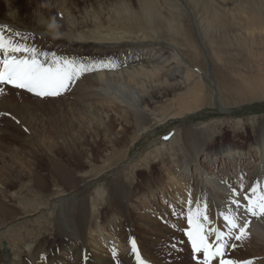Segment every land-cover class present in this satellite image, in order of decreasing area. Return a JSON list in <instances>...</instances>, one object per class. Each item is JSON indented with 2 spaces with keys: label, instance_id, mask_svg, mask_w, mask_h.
<instances>
[{
  "label": "rangeland",
  "instance_id": "1",
  "mask_svg": "<svg viewBox=\"0 0 264 264\" xmlns=\"http://www.w3.org/2000/svg\"><path fill=\"white\" fill-rule=\"evenodd\" d=\"M171 1L174 3L177 2L176 7L171 8L169 3H160L161 8L159 13L165 18L168 17L169 20L172 18L178 21L180 23V32L185 33L183 37H181V34L169 35L167 29H164L161 24L156 22L159 20L158 18L152 17L154 19L148 25L144 20H123L116 15L115 7L121 5L122 8H126L136 19H138L139 15H141L142 18L143 16L140 13L141 7L138 0H0V26H4L0 27V31H3L6 37H11L13 41L25 44L29 47L34 46L38 50V53H46L47 56L38 55V58L41 60L51 61L52 54L57 53V55H55L56 57L59 56V58L83 64L85 67L91 69L90 71L83 72L72 84H70L67 90L55 96H38L26 89L16 88L8 84L2 85V87L7 90L5 89L4 93L0 94V185L2 191L4 189L7 194L11 195L8 199H11V202L16 204L15 206H18V208L30 209L38 206V209L32 210L30 216L26 215L25 217L21 216L20 218L10 220L8 224H5V227L0 228V264H11L13 262L15 264H22V257H27L30 263L32 255H34L37 250L43 248V246L46 248H59L62 246L63 243L59 239L60 236L68 238L73 244H83L87 238L86 232L93 228L94 224H91L88 217L86 221L83 222V227H81L79 231H74L71 224L65 223V218L68 219L67 221H71L74 220L73 214L74 216L80 214V204L84 201L86 203L85 192H88V198L96 192L95 203L100 211L104 209V211L111 213V211H114L118 206L122 208V210L126 206V209L128 208L126 211L130 210L132 212H137V209L141 208L138 207L135 209L134 206H143V203L148 200V192L146 190L145 192L142 191L138 193L137 190L133 189L134 185H136L137 182L143 185L144 181L149 179L148 175H152L151 171L160 174L164 165L174 164L177 158H188L186 153L183 154L179 150L180 145L188 147L187 144L189 141L186 136L187 132L197 136V139L200 140L199 154L197 155L198 162L206 161L209 165L208 160L214 157L215 166L209 165V168L211 167L214 169V174H219L220 179L225 175V172L229 171L226 178L230 177V185L235 186L234 188H240L239 184L241 183L239 181L242 178L237 174L236 169H238L241 170L244 181L246 177L249 178L252 174V181H248L246 178L250 188L254 186L253 178L256 179L258 185L262 187V177L258 178L256 172L257 170H262V165L264 167V96L246 100L248 98L247 96H245L246 98L242 96L238 99L235 98L233 94H227L225 97L222 95L221 100L218 99V88L213 83L214 78H217L215 83L220 87L224 85V87L230 86L231 88H238V82L242 77L254 75L255 78V75L257 76L258 73H261V70L264 69V61H260V57L256 58L257 53L247 55L238 52V50L232 51L228 48V50L232 52L230 55L237 56L234 61L235 64H225V67L218 64H213L211 66V63H216L207 45V40L211 36L209 25L212 23V19L207 20V12L211 11L205 10L201 5L199 6L197 2L190 1L192 3L189 2L188 4L186 0ZM216 1L217 0H214V3H212L213 5L211 4L216 11L215 13L224 16L227 21L230 20L231 17L223 13L222 9L234 8L239 5V2H235L236 5L233 6L230 0H226V4L220 8ZM177 8V12L173 10H177ZM254 9L259 11L260 7L257 5ZM168 12L170 13V17L167 16ZM173 14L175 19L173 18ZM235 15H238V13L236 12ZM201 21L204 23L202 24ZM97 25L103 29V32L97 31L99 37L102 39L101 41L94 40L93 37L88 36V33L93 31L92 29L96 30L95 26ZM255 25L257 27L259 22ZM72 26L78 28V31H81V35L85 34V36H83L84 38L77 35ZM68 30L71 31L68 32ZM16 33H19V35H16ZM132 37H136L137 39H132ZM170 38L171 40H169ZM229 38L233 39L231 35L224 39ZM86 40H88V42ZM190 41L201 52L200 58H197V60L193 59L192 53H187V51H185V45ZM171 43H175L174 45H176V47H173L174 45L170 47L169 44ZM219 43L220 42L214 43V46L218 48ZM149 51L152 53L153 51L155 53L163 51L164 55H172L173 59L174 56L177 57L180 53L177 58H182L183 56V60L187 64H192L191 62H193L199 65L200 62L198 61H201L203 66H205L204 68L207 70V76L203 77L204 85H206L207 88L202 92V95L205 97L203 99L205 103L202 106H196L197 102L194 101V109L192 111H187L185 109L186 107H182L181 105L178 106L176 102H171L173 106L165 102L167 109L162 106L159 111L163 119L155 121V124H151V127L144 130L145 132H137L138 130L135 124L132 123V119H134L133 115H131V117L127 116V119L124 121L115 120L114 126L118 132L120 131L118 129L120 126L127 128V136L129 137L127 143L124 145L125 148L127 147L126 156L124 159L109 166L104 172H100V164L104 159L101 158V156L105 155V157H107L108 154L106 152H108L109 143H105L104 145H102V143L101 146L96 144V140L98 138L102 139V137L99 136L95 139L98 135L96 123L98 124L99 122H97L98 119L95 120L94 118L100 115L99 111L102 112V117L104 118L110 117L116 119L117 116L114 114L109 104H100L96 98L90 96L89 98L83 97V99H81L83 105H85L83 108L78 109V107H74L72 110H68V108L72 106H67L66 104L73 100L72 96L78 95L77 86L84 87V84L90 80V74L92 75L95 72L108 71L113 73H124L121 80L126 81L128 86H133L136 89L142 88L143 86L139 82L141 77H138L136 81H131L126 71L130 68L146 65L147 63L156 64V57L149 55ZM220 52H222L221 49ZM14 55L20 56L30 54L14 53ZM145 58H149L151 61ZM169 59L173 61L172 58ZM259 63H261V65ZM194 70L200 71L197 68ZM236 70L240 73H236ZM85 77L86 79H83ZM210 81H212V84ZM209 89L214 91L211 92ZM183 90V88H180L174 93L182 92ZM227 92L229 91L226 90V93ZM9 93H23L25 96L21 95V97L17 99V106L12 107L11 102L1 101V99ZM174 93L159 98L161 99V104L164 103L162 100L164 101L166 98L167 100L170 98L172 99ZM224 98L227 99V101H225ZM187 100H189V102L191 101L190 99ZM17 111L20 112V115H17ZM58 111H65V113L63 116H59ZM91 112H94V114H90ZM71 113L75 115L73 118L70 117ZM90 116H92L95 126H93ZM147 117L151 119L152 115H147ZM85 122L92 123L93 126L89 135L88 129L84 124ZM66 125H69L68 128L70 130L72 129L74 132V138L78 140L77 144L79 145L68 141L67 145L65 144L63 147L61 138L55 140L57 136L55 133L57 130L56 127L61 130H66ZM34 126L37 127L38 131H34ZM35 132L37 133L34 136ZM175 132L176 134H173ZM119 136H121V134H119ZM132 136H134L133 143H131L130 139ZM136 138L138 139L135 140ZM47 140L53 145L54 151L52 157H48L42 147V141L48 142ZM179 141L184 143L180 144ZM258 146L261 149H259ZM228 147L232 149L235 148L241 152L240 159L236 158L237 162L234 161L233 164H231V161H233L232 158L234 157L226 156ZM209 149L212 150L209 151ZM203 150L205 152L209 151L208 158H205L207 154L203 152ZM67 151H70L71 154L67 153ZM142 158L147 159L149 163L153 165V168L147 164L143 165L141 163L142 166L135 167L133 171H130L129 177H127L126 173H128V169L124 172L125 165L135 161L142 162ZM54 161H58L61 166L64 165L67 167L68 173L72 174L74 183L77 184L75 188H72V184L64 180V176L58 180L54 178L51 173V169L53 168L52 163ZM230 166L233 167L230 168ZM187 171V179L195 182L194 174H196L197 181L201 182L203 172L201 173L196 162H190ZM118 174H121L117 177L121 179L120 181L125 183V186L120 188L118 196L116 197L111 193L112 190L109 187L111 182L109 181H113V179L118 180L116 179V175ZM87 175H91L92 179H88ZM37 176H40V178L46 181L47 187L45 190L40 191L37 189L35 185ZM58 184L63 185L68 188V190H63V193L55 195L56 192L54 190ZM182 189L186 188L180 185L179 190L182 191ZM124 190H126V193H124ZM194 190H196V187ZM243 191H245V188H243ZM137 193L138 195L136 196ZM155 194H158V192ZM190 194L191 191L189 189L187 197H189ZM260 194H264V189L259 192L258 196ZM174 196L175 188L171 190L169 198L171 202H174L173 204L176 207V214L178 215L177 223L179 225H170L168 227L172 229L176 228V230L179 229L181 231L184 230L181 238H183V242H185L183 245L185 246L186 252H182L180 249L181 246L177 244L180 240L174 239L173 243H169L170 256L176 260L189 261L193 264H203L204 256L201 254L202 252H193L192 244L186 235V231L190 227L188 224V214L191 211L189 206L192 205L193 197L189 202L185 203L182 196L181 200H177ZM246 196H250L249 190L246 191ZM114 197L115 200L113 203H115L113 207L115 208L111 210L108 204H112L111 200ZM126 197H129V202L125 201ZM71 200L73 202L72 207H74V211L71 207ZM148 204H150V201L147 205ZM178 208L180 209L177 211ZM198 209L202 210L205 214L206 211L203 207H199ZM37 210L39 213H35ZM90 211L91 207L88 206V213H90ZM132 214H134V217H137V213ZM158 216H160V219L162 214H158ZM127 217L130 218L131 216L127 215L126 218ZM207 217V221H201L204 224L207 239L210 243L215 242L217 230L223 235V242L225 243L224 251L226 250L225 259L227 258L234 261H236L237 258L241 259V261L251 260L252 264L259 261L257 257L261 255L254 254L251 251H242L238 245L236 246V244H233V241H230L232 238H235V234L238 232H232L233 234L229 235L228 229L226 232L225 230L223 231V229L220 228L222 226L219 227L216 221L211 220L209 216ZM252 217L257 220L263 216ZM183 220L184 224L181 223ZM120 222L124 223L121 227L123 235L130 236V230L133 236L136 237L135 228H132V223H126V220H123V218ZM212 222L215 223L212 224ZM38 223L43 225L42 230L33 238L31 236L36 234L35 231ZM182 225L183 227H181ZM29 227L35 228V231L31 232L32 229L29 230ZM12 228L20 232H13ZM24 230L30 232L29 236L27 235L28 237L24 236V243L26 241V244L16 245L17 247L14 246V244L11 243L12 238H14L16 234L25 233ZM161 231H164V229H161L160 232ZM105 233L109 232L105 231ZM79 239L80 241H78ZM87 241H90V239ZM174 243L176 245H174ZM233 245H235L236 248L233 247ZM235 249H237V251H235ZM137 250L141 258L142 250L139 244ZM129 251L128 253H132V257H134L135 260L130 261V264H136V254L132 252V247ZM110 257L113 258L115 264L129 263V259L125 261L117 257V255L113 257V252H111ZM244 257L247 258L245 259Z\"/></svg>",
  "mask_w": 264,
  "mask_h": 264
},
{
  "label": "bare ground",
  "instance_id": "2",
  "mask_svg": "<svg viewBox=\"0 0 264 264\" xmlns=\"http://www.w3.org/2000/svg\"><path fill=\"white\" fill-rule=\"evenodd\" d=\"M138 1L141 7L140 13L143 16L142 18L141 15H139L138 19H136L133 15H131V13L127 11L126 8H122L121 5L115 7L116 15L123 20H131V19L138 21L144 20V22H147L148 25L150 24L151 21H153L154 18H158L160 21L158 20L156 22L158 24H161V26L164 29H167V33L169 35L173 36V35L181 34V37L185 35V33L180 32L181 31L180 23L178 21H175L172 18H170L171 20H169L168 17L165 18L159 13L161 8L160 3L162 4L169 3L172 8V7H176L177 2L174 3L171 0H138ZM186 1L188 2V4L190 1L197 2L199 6L201 5L205 10L211 11V12H207L208 13L207 20L212 19V23L209 25L211 36L207 40V45L209 46V50H211L212 52V56L214 57V60H216V63H211V66L213 64H218L221 65L222 67H225L226 66L225 64H230V63L235 64L234 61L236 60L237 56L230 55L232 52H230L228 48L232 51L238 50V52H242L247 55L251 53H257L256 58L260 57V61L261 60L262 62L264 61V3H263L264 0L263 2L262 0H230L233 6L236 5L235 2L237 3L239 2L238 3L239 5H237L234 8L232 7L229 9L227 8L222 9L223 13H226L231 17L230 20L228 21L225 20L224 16L215 13L216 11L212 6L214 0H186ZM216 3L221 8L223 7V5L226 4V0H217ZM217 4H216V8H217ZM257 5L260 7L259 11H256L254 9ZM173 10L177 12L178 8L177 10L176 9ZM236 12L238 13L239 16L235 15ZM167 16L170 17L169 12ZM173 18H174V14H173ZM257 22H259V25H257L256 27L255 24ZM59 23L61 24L60 20ZM203 23L204 22H202V24ZM95 27L96 30L92 29L93 31L89 32L88 36L93 37L94 40L101 41L102 39L99 37L98 32H103V29L99 25ZM211 27L214 28L215 30L212 29ZM72 28H74V26H72ZM69 31L71 30H68V32ZM74 32L82 38H84L83 36H85V34L83 35L80 34L81 31L79 32L78 28H74ZM230 35L232 36L233 39L230 38L224 39V38H228ZM132 39H137V38L132 37ZM169 40H171V38ZM86 41L88 42V40ZM216 42H220L218 48L214 46V43ZM190 43L192 42L190 41L188 44L185 45L186 46L185 51H187V53H192L193 59L197 60V58H200L201 52L197 49L196 46L193 45V43L192 44ZM174 44L171 43L169 44V46L172 47V45ZM173 47H176V45H174ZM220 49L222 50V52L224 51L225 52L224 53L220 52ZM163 51L159 53H155L154 51L152 53L149 51L150 52L149 55L156 57L157 59L156 64H152V63L151 64L147 63L146 65L141 64L143 67L137 66L134 68H130L128 71H126V74L129 76L131 81L134 80L136 81L138 77H141L139 82L142 84L143 86L142 88L136 89L133 86H128L127 85L128 83H126V81L121 80L124 73L121 72L113 73L108 71L106 72L100 71L97 73L95 72L92 75L90 74V80L89 82H86L84 84V87L77 86L78 95L72 96L73 100H71L70 103L66 104L67 106L69 105L72 106L71 108H68V110H72L74 107H78V109H80L85 107L81 99H83V97L89 98L90 96L96 98V100L100 104H105V105L109 104L110 108L117 116L116 119L110 117L104 118L102 117V112L100 111H99L100 113L99 116L92 115L95 116L96 118L94 119L95 120L98 119L97 122L100 123V124L96 123V129H98V135L95 139H97L99 136L102 137V139L98 138L96 140V144L98 146L99 145L101 146L102 143H103L102 145H104L105 143H109V149L108 152H106L108 154L107 157H105V155L101 156V158L104 159L103 162H101L100 164V168H99L100 172H104L106 169H108L109 166L115 164L121 159H124L126 156L127 147L125 148L124 145L125 143H127L129 137L127 136V128L124 126H120L118 128L120 131L118 132L114 126L116 121L118 120L124 121L125 119H127L126 118L127 116L131 117V115H133L134 119H132V123L135 124L138 130L137 132H141L147 129L148 127H151L152 126L151 124H155L154 123L155 121L158 120L160 121L163 119L159 111L161 110L162 106L167 109L166 103L168 105L173 106L172 104L176 102L178 106L181 105L182 107H186L185 109L187 111H192L194 109L193 107L194 101L197 102L196 106H200V105L202 106L205 103L203 101L205 97L202 95V92L204 91V89L207 88L206 85H204V80H203V77L207 76V70L206 68H204L205 66H203V63L201 61H198L200 62L199 65L193 62H191L192 64H187L184 62L183 56L182 58H177L180 53L178 54L177 57L174 56L173 59L172 55L166 56L163 54ZM55 55H57V53ZM169 58H172L173 61H170ZM146 60H150V59L147 58ZM261 63L259 64L261 65ZM194 67H196L200 71H195L194 69L196 68ZM236 73H240V72L236 70ZM86 77L83 79H86ZM216 79L214 78L213 84H215L218 88V92H217V94H219L218 99H221L222 95H224L223 97H225V95L227 94H233V96L238 99L241 98L242 96L243 97L247 96L248 98L246 100H250L259 96L262 97L264 96V69H262L261 73H258L257 76L255 75V78L254 75L250 77L249 76L242 77V79L238 82L239 84L238 88H231L230 86L224 87V85L220 87L219 85H217V83H215ZM210 83L212 84V81H210ZM180 88H183L184 90L182 92L174 93L175 91H177V89ZM226 90L229 92L226 93ZM213 91L214 90H211V92ZM170 93H174V97L172 99L170 98L167 100L166 98L164 101L162 100V102L164 103L161 104L160 102L161 99L159 98L166 97ZM21 95L25 96L23 93L21 94L9 93L8 95H5L1 99V101L11 102L12 107H15L17 106V99L20 98ZM187 99H190L191 101L189 102V100ZM225 101H227V99H225ZM64 113L65 111H58L59 116H63ZM90 114H94V112H91ZM17 115H20L19 111H17ZM147 115H152V118L149 119ZM73 116H75L74 113H71L70 117L73 118ZM92 116H90L91 122H93ZM84 124L88 129V135H89L91 132V128H93L95 124L94 122H93V126L92 123L89 122H85ZM36 126H34V131H38ZM66 126H67L66 130H61L58 127H56L57 130L55 129L56 130L55 133L57 135L55 140L61 138L63 147L65 144L67 145L68 141L72 142L73 144L78 143V140L74 138L75 134L72 131V129L70 130L68 128L69 125ZM36 133L37 132L34 133V136L36 135ZM119 134H121V136H119ZM173 134H176V132ZM186 136H187V140L189 141L187 144L188 147H183L180 145L179 150L183 154L186 153L188 158L187 157L177 158L174 164L164 165L162 167L163 170L160 174L156 173L155 171H151L152 175H148L149 179L144 181L143 185H141V183L138 182L136 185H134L133 189L137 190L138 193L142 191L145 192L146 190L148 192L147 195L148 200H146L143 203V206L134 204L135 209H137L138 207H140L141 209H137L138 210L137 212L135 211L132 212L130 210L126 211L128 208L126 209L125 205L123 210L119 206L115 208L113 207L115 203V202L113 203V201L115 200L114 197L111 200L112 204L108 202L110 203L108 204V206L111 207V210L113 208H115V210L111 211V213H109L108 211H104V209L100 211L95 203V197L97 195L96 192H94L95 194H93L90 198L87 197L88 192H85L86 203L84 201L80 204L81 207L80 214L76 216H74L73 214L74 220L71 221H67L68 219L65 218V223L71 224L74 231L76 230L79 231V229L84 225L83 222H85L86 219L89 217L91 224H94V226L88 232H86V237H87L86 241H84L83 244H79V243L73 244L71 241H69L68 238L60 236L59 239L63 243L62 246H60L59 248H55V247L46 248L45 246H43V248L37 250L35 254L32 255L30 263L27 257L24 258L22 257L23 259V260L21 259L22 264H115L113 258L110 257L111 252L113 251H115L117 257H120V259L122 260L126 261L129 259L128 264H130V261H135L134 257H132V253H128L130 252L129 249L132 247L130 243V241L132 240L136 242V246H138V244L140 245L142 250L141 259L145 262V264H193L189 261L186 262L184 260H176L172 258L170 256L171 254L169 253V243H173L174 239L178 241L180 240L177 244L181 246L180 249L182 252H186L185 246L183 245L185 242H183L184 240L183 238H181L182 232L184 230L181 231L179 229L176 230V228L172 229L168 227L170 225L173 226L179 225L177 223L178 215L176 214V207L173 204L174 202H171V199L169 198L171 190H174L175 188L174 197H176L177 200L178 199L181 200V196H182V199L185 200L184 201L185 203L189 202L190 199L193 197V202L191 203L192 205L189 206V209L192 212H195L199 207H203L208 215L206 214V212L205 214L209 216L211 220L217 221L218 222L217 225H219V227L224 226V224H222L223 222L222 218L225 216H229L230 214L235 216L237 218V223L240 224V222L238 221L240 216L235 215V211H237V209L240 207L239 204L245 205V203L242 201L240 195V191L243 188L241 184H239L240 188L238 187L234 188L235 186L230 185L229 182L230 177L226 178L229 171L225 172V175H223L222 179H220L219 174L217 173L214 174V169H212L211 167L209 168V165L215 166V161L213 159L214 157H211L209 160L207 159L209 161V165L208 163H206V161L198 162L197 155L199 154L198 150H199L200 140L197 139V136L191 135L190 132H187ZM130 139H131V143H133L134 136H132ZM137 139L138 138H136L135 140ZM179 143L183 144L184 142L179 141ZM42 147L44 148V151L47 153V156L52 157L54 151L52 143L50 141L48 142L42 141ZM235 148L233 149L231 147L227 148L226 156L228 155L230 157H234L232 158L233 161H231L232 162L231 164H233L234 161L237 162L236 160L238 158L240 159L241 152H239ZM259 149L261 148L259 147ZM210 150L212 149H209V151ZM209 151L205 152L203 150V152L207 154L205 158H208ZM67 153L71 154L70 151H67ZM193 161L196 162V165L199 168V170H201V173L203 172L201 182L197 181L196 174H194L195 182H193L190 179H187L186 177V175H188L187 167L189 166V163ZM141 163L143 165L147 164L148 166L153 168V165H151V163H149L147 159L142 158V162L135 161L125 165L124 172H126L128 169L127 171L128 173H126V176L129 177L130 171H133L135 167L142 166ZM52 164H53V168L51 169V173L53 174L54 178L58 180L61 179L62 176H64V180L67 183L72 184V188H75L77 184L74 183V177L72 176V174L68 173L67 167H65L64 165L61 166L58 161H54ZM231 167L233 166H230V168ZM261 168L262 170H257L256 174L258 178L262 177L261 180L262 187L258 185V181L253 178L254 181L253 185L257 189L256 193L253 194L251 191V189L254 186L252 188L248 186L246 190V191L248 190L250 191V196L248 197H251L253 200H255L259 192H261L262 189H264L263 165ZM120 175L121 174L116 175V179L118 180L113 179V181H109L111 182L109 185L110 189L112 190L111 193L116 197L118 196L120 188L125 186L124 185L125 183H123V181H120L121 179L117 177ZM251 176L252 174L250 175L249 178L246 177L248 181L252 179ZM87 178L92 179V176L87 175ZM45 182L46 181L44 179L40 178V176H37L35 179V185L37 189L40 191L45 190L47 187V183ZM239 182L241 183L242 179ZM180 185H183L186 189H182V191H180L179 190ZM195 187L196 190H194ZM101 189L104 190L103 188ZM189 189L191 191V194L189 195V197H187V193ZM63 190H68V188L64 187L61 184L56 185V188L54 190L56 192L55 195H59L60 193H63L64 192ZM126 190H124V193H126ZM156 192H158V194H155ZM138 193L136 194V196L138 195ZM10 196L11 195L7 194V192L4 189L2 191V187L0 185V228L5 227V224H8V222H10V220L12 219L20 218L21 216L25 217L26 215L30 216L32 210L38 209V206H35L30 209L19 207L20 208L19 209L18 206H15L16 204L11 202V199H8ZM128 198L129 197H126L125 201H128ZM149 201L150 204L147 205ZM236 201H239V204L235 203ZM246 202L248 204L247 199ZM72 205L73 202L71 203V207ZM88 206L91 207L90 213H88ZM72 208L74 211V207ZM179 209L180 208H178L177 211ZM35 213H39V211L37 210L35 211ZM132 213H137V217H134V214ZM158 214H162L163 216L162 218H164L166 222H168L169 224L167 225L164 224L163 222H160L159 221L160 216H158ZM127 215H130L131 217L126 218ZM122 218L123 220L124 219L126 220V223H132V228H135L136 237L133 236L130 230H129L130 236L123 235L121 227L124 225V223L120 222ZM247 218L249 219L248 227L246 229L248 233L247 237L242 240H236L235 238H232L230 241H233V244H236V246L238 245L240 247V250L242 251L245 252L251 251L254 254L261 255L257 257L259 258V261L255 264H264V216L256 220L252 217L250 213H248ZM181 223L184 224V220ZM214 223L212 222V224ZM42 226L43 225L38 223L36 227V231L35 228L29 227V230L32 229L31 232L33 231L36 232V234L32 235L31 237L34 238V236L38 235L39 231L42 230ZM181 227H183V225ZM161 229L162 230L164 229V231L160 232ZM14 231L15 230L13 229V232ZM105 231L109 233H105ZM228 231H229V226H228ZM15 232L18 233L20 231H15ZM29 234H30L29 231H25V233L16 234V236L12 238L11 243H13L14 246L24 245L26 244V241L24 243V239L27 235L29 236ZM89 239L92 242L87 241ZM78 241H80V239ZM174 245L176 244L174 243ZM235 251H237V249H235ZM224 257L222 259H225ZM247 257L244 258L246 259ZM216 258L218 260L216 264H220L221 259L219 257ZM237 260L239 262L241 261V259L238 258ZM11 264H15V263L13 262ZM136 264H138V262H136Z\"/></svg>",
  "mask_w": 264,
  "mask_h": 264
},
{
  "label": "snow or ice",
  "instance_id": "3",
  "mask_svg": "<svg viewBox=\"0 0 264 264\" xmlns=\"http://www.w3.org/2000/svg\"><path fill=\"white\" fill-rule=\"evenodd\" d=\"M4 27V26H0ZM19 35V33H16ZM14 53H28L30 55H14ZM39 56H47L46 53H38V50L32 46L13 41L11 37H6L3 31H0V94L5 89L2 85L8 84L16 88L26 89L38 96H55L68 89L76 78L83 72L90 71V68L83 64H78L63 58H58L52 54L51 61L41 60ZM167 138V137H165ZM255 194L257 189L254 186L251 189ZM248 200L246 211L252 216H264V194L257 196L255 200L245 196ZM235 203L239 204V201ZM229 225V235H232V229H238L235 234L236 240H242L247 237L246 231L248 222L245 221L243 227H239L235 216H225ZM207 221L208 217L200 209L188 214L189 229L186 235L192 244L194 253H203V264H211L215 257H223L225 243L223 235L216 232V241L210 243L205 233L204 224L201 221ZM211 231V230H210ZM132 252L136 254L138 264H145L140 258L136 242L130 241ZM235 247V245H233ZM116 252L113 251V257ZM220 264H252L251 260L237 262L230 259H221Z\"/></svg>",
  "mask_w": 264,
  "mask_h": 264
}]
</instances>
